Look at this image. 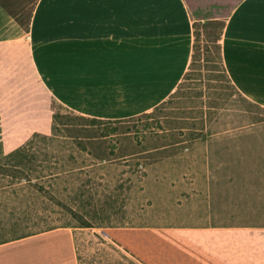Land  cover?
I'll use <instances>...</instances> for the list:
<instances>
[{"label": "crops", "instance_id": "crops-1", "mask_svg": "<svg viewBox=\"0 0 264 264\" xmlns=\"http://www.w3.org/2000/svg\"><path fill=\"white\" fill-rule=\"evenodd\" d=\"M226 1L222 65L264 107V0ZM193 24L186 0H36L26 30L0 6V90L9 91L0 94V156L33 132L48 135L52 100L103 120L152 110L188 68ZM181 205L166 204L152 223L102 228L142 264H264V225L186 222L208 217ZM173 210L185 222L159 223ZM75 249L72 230L56 227L1 242L0 264H79Z\"/></svg>", "mask_w": 264, "mask_h": 264}, {"label": "rangeland", "instance_id": "rangeland-1", "mask_svg": "<svg viewBox=\"0 0 264 264\" xmlns=\"http://www.w3.org/2000/svg\"><path fill=\"white\" fill-rule=\"evenodd\" d=\"M35 1L5 0L23 30ZM186 2L195 61L174 93L150 117L94 124L52 100L59 131L34 141L24 170L0 167V234L68 227L79 264H142L102 227L152 223L166 204L183 202L208 217L186 222L264 225V107L238 92L218 59L231 2ZM180 216L173 210L159 223ZM83 220L92 226L77 227Z\"/></svg>", "mask_w": 264, "mask_h": 264}, {"label": "trees", "instance_id": "trees-1", "mask_svg": "<svg viewBox=\"0 0 264 264\" xmlns=\"http://www.w3.org/2000/svg\"><path fill=\"white\" fill-rule=\"evenodd\" d=\"M0 6L4 10L8 11L10 14L14 15L15 19L18 22H20V24L23 23V20H21V18H18L16 16V13L15 12H10V10H9V8H8L5 0H0ZM28 20H29V18H27L26 23H24V24H26V27L28 25ZM194 57H195V44L193 42L191 60H190V63L188 65V67H190V65L195 61V58ZM218 59H219L221 65H222L221 55H220L219 50H218ZM222 71L225 73V70H224L223 65H222ZM185 73H184V75H185ZM184 75L182 76V78L184 77ZM225 76L229 80V78H228V76H227L226 73H225ZM179 84H178V86H179ZM163 102L164 101H162L161 103H163ZM160 104L156 105L152 109V112L140 113L138 115L131 116V117L126 118V119L140 117V116L150 117L152 115L153 111L158 109V107H159ZM58 105H60V104H58ZM60 106L63 107L62 105H60ZM63 108H66V107H63ZM67 110H69V109H67ZM69 111L72 112V113H74L71 110H69ZM74 114L75 115H78L80 118L87 119L89 121V123H93V124L94 123H101L103 121H107V122H120V121L124 120V119H119V120H103V119H98V118L85 117V116H82V115H79V114H76V113H74ZM60 116L61 115L58 112H55V111H53L52 114H51V117H52V122H51V126H50V134L51 135H45V134H40V133H37V132H33L31 134V136L27 140H25L21 145H19L18 147L14 148L11 151H9L8 153L0 156V167H8V168H15V169H19V170H24L25 167H26L27 162L34 157V155H32L31 152H30V149L32 148V145H33L34 141L36 139L47 140L52 135H55L56 132L59 131V128H58V124L57 123H58V119L60 118ZM18 220H15L14 222H12L11 223V226L18 225V223H19ZM91 226L92 225L88 221H84L83 220V222L81 224H79L77 227H91ZM49 229H52V228H48L47 230H49ZM10 231L11 232L8 233V234L5 233V232H3L2 234H0V243L1 242H6V241H9V240L19 239V238H22V237H25V236H29V235L38 233V232H34V233L33 232H18V229H16V228L15 229H11ZM43 231H46V230H43ZM40 232H42V231H40Z\"/></svg>", "mask_w": 264, "mask_h": 264}, {"label": "water", "instance_id": "water-1", "mask_svg": "<svg viewBox=\"0 0 264 264\" xmlns=\"http://www.w3.org/2000/svg\"><path fill=\"white\" fill-rule=\"evenodd\" d=\"M103 234H105L104 232H102Z\"/></svg>", "mask_w": 264, "mask_h": 264}]
</instances>
